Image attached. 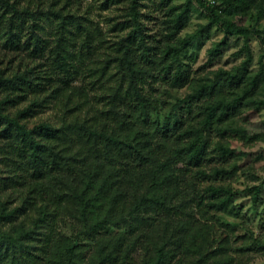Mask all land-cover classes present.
I'll return each instance as SVG.
<instances>
[{"label":"trees","instance_id":"trees-1","mask_svg":"<svg viewBox=\"0 0 264 264\" xmlns=\"http://www.w3.org/2000/svg\"><path fill=\"white\" fill-rule=\"evenodd\" d=\"M82 1L0 0V264H236L213 222L239 213V192L206 165L214 133L224 162L226 136H259L234 125L264 109V62L252 70L254 31L237 18L264 0H100L108 15ZM195 2L207 23L183 34ZM215 27L248 57L195 75L183 55ZM173 89L185 95L163 115Z\"/></svg>","mask_w":264,"mask_h":264},{"label":"rangeland","instance_id":"rangeland-1","mask_svg":"<svg viewBox=\"0 0 264 264\" xmlns=\"http://www.w3.org/2000/svg\"><path fill=\"white\" fill-rule=\"evenodd\" d=\"M88 1L92 0L82 1V8L87 5ZM93 1L96 6V15H98V13H102L103 15L110 14L112 9L107 11L100 10L98 8L100 6V0ZM162 1L163 0H143V11L147 12L148 9H157L160 7ZM166 1L172 4H182L187 0ZM165 5L169 4L166 3ZM165 5L164 7H166ZM194 5L199 10L192 13L189 25L185 31H183V34L195 31L200 24L207 23L205 8L201 7L197 2H195ZM112 13H114V11H112L111 14ZM237 22L240 25H246L254 31L251 33L249 41L253 63L251 68L256 71L260 67L259 61L263 60L264 62V45L261 42L259 34L255 32V30L264 32V12H253L242 19L237 18ZM220 40H226V47L223 50L220 62L216 60L212 65L209 62L208 50ZM244 42L245 39L242 36L237 37L235 35H230L227 37L219 27H215L209 34L201 36L199 40L195 42L194 46L184 53L183 60L186 67L189 70L192 69L195 75H198L197 72L205 70L204 66L206 70L217 69L220 66L229 69L242 64L245 57H248L244 50ZM242 50L244 52H242ZM184 95L185 90L173 89L171 95L166 98L168 103L166 107L168 108H165L163 115H165L166 110L170 109L172 102H177V100L183 98ZM39 119H53L51 109L49 107L43 108L30 117V120L33 122ZM234 125L248 128L249 133H247V135L251 137H253L251 134L257 133L259 136L253 137L256 140H251L244 136L245 133L240 132L233 133L230 137L226 136L224 143L229 144L236 150L235 157L232 159L229 158L226 162L222 160L219 151L215 150L217 142H220V137L215 133L211 136V148L215 147L210 150L211 160L206 166L209 171H211L215 165L221 164L224 166L229 174H227V176H220V183L231 185L233 189L239 192L236 197V206L239 213L233 216L225 214L218 215V217L221 218L213 222L215 227L214 240L221 244L228 239L229 254L236 259V264H264V254L262 253V250H264V109L252 118L251 123L245 124L240 118H235ZM234 167H237V169L231 172ZM255 186L261 187L259 196L260 207L258 209L253 204L249 191V188ZM64 230L68 235L73 234L69 225L68 227H64Z\"/></svg>","mask_w":264,"mask_h":264}]
</instances>
